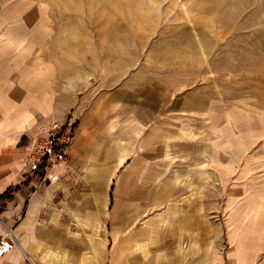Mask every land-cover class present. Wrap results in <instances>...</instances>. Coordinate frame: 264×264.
Returning a JSON list of instances; mask_svg holds the SVG:
<instances>
[{
	"label": "rangeland",
	"instance_id": "rangeland-1",
	"mask_svg": "<svg viewBox=\"0 0 264 264\" xmlns=\"http://www.w3.org/2000/svg\"><path fill=\"white\" fill-rule=\"evenodd\" d=\"M0 78L21 84L0 117L28 109V145L99 109L106 141L136 111L159 126L175 181L184 143L213 148L214 207L246 212L264 264V0H0Z\"/></svg>",
	"mask_w": 264,
	"mask_h": 264
},
{
	"label": "crops",
	"instance_id": "crops-1",
	"mask_svg": "<svg viewBox=\"0 0 264 264\" xmlns=\"http://www.w3.org/2000/svg\"><path fill=\"white\" fill-rule=\"evenodd\" d=\"M1 86L21 84L0 78ZM4 95L6 112L16 101ZM19 109L0 117V197L10 193L0 200V239L11 244L0 264H257L255 245L245 242L246 212L214 207L213 148L184 143L175 155L186 166L175 181L159 126L141 131L145 116L136 111L125 137L111 131L106 141L103 111L89 110L72 119L68 162L43 178L28 163L37 139L22 142L29 110Z\"/></svg>",
	"mask_w": 264,
	"mask_h": 264
},
{
	"label": "built area",
	"instance_id": "built-area-1",
	"mask_svg": "<svg viewBox=\"0 0 264 264\" xmlns=\"http://www.w3.org/2000/svg\"><path fill=\"white\" fill-rule=\"evenodd\" d=\"M75 121L67 119L63 124H57L53 132L46 138L36 142L34 155L32 156L31 168L44 173L46 169L59 163H67L64 149L70 143L73 135ZM10 231H7V235ZM11 248V244L5 239H0V256L4 255Z\"/></svg>",
	"mask_w": 264,
	"mask_h": 264
},
{
	"label": "trees",
	"instance_id": "trees-1",
	"mask_svg": "<svg viewBox=\"0 0 264 264\" xmlns=\"http://www.w3.org/2000/svg\"><path fill=\"white\" fill-rule=\"evenodd\" d=\"M76 126V123L74 124V127ZM10 197V193H5L0 197V200H6Z\"/></svg>",
	"mask_w": 264,
	"mask_h": 264
}]
</instances>
